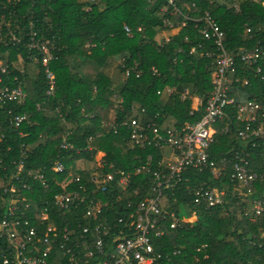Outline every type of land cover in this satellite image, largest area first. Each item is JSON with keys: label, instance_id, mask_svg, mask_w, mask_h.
<instances>
[{"label": "trees", "instance_id": "16d2710c", "mask_svg": "<svg viewBox=\"0 0 264 264\" xmlns=\"http://www.w3.org/2000/svg\"><path fill=\"white\" fill-rule=\"evenodd\" d=\"M233 1L238 2V12L227 7ZM184 2L194 3L201 14L204 11L211 14L224 33L228 52L251 49L257 44L264 49V5L252 0ZM165 6V0H0V59L5 53L9 62L22 57L21 79L27 93L25 103L17 109L9 104L0 105V205L1 191L13 183L16 164L23 154L25 173L43 171L50 185L43 190L33 184L32 192L23 193L32 203L48 201L51 218L57 216L51 204L53 194L58 191L54 179L60 181L65 176L51 171L57 161L67 170L76 161L93 165V172L77 171L74 175L86 186L90 198L104 206L103 215L114 224L113 231L117 227L116 213L124 215L128 202L138 203L146 195L150 183L147 174L132 176L122 194L105 183V178L112 169L132 174L146 165L148 156L152 157L150 168L157 170L160 153L155 149L131 151L123 136L114 135L102 124L125 116L141 123L155 122L163 128L192 124L200 119L213 89V68L201 55L211 43L199 33L201 23L172 18L162 12ZM182 10L185 15V9ZM166 18L170 19L169 27L163 25ZM182 22L186 23L184 27ZM31 25L40 39L48 42L54 56L49 64L55 76L53 97L45 94L48 85L43 68L28 57ZM124 26L130 28L131 37L124 32ZM246 29L250 33L246 34ZM11 35L15 36L14 41ZM193 48L195 51L191 53ZM112 58L123 59L133 72L118 90L113 89L112 81L103 73ZM152 69L157 76L152 75ZM11 71L16 74L13 68ZM136 73L140 77L136 78ZM238 76L247 79L248 86L233 83L231 93H240L245 101L256 98L264 103V84L254 77L252 70L245 69ZM167 87L174 92L162 105L158 93ZM185 90L188 96L182 100ZM194 98L201 102L197 111H192ZM234 102L226 108V117L214 125V140L209 149L210 159L223 168L222 175L214 180L208 171L199 173L190 169L181 174L173 191L165 193L168 212L179 217L180 209L186 207L190 214H195V220L176 229L169 228L170 220L159 224L164 234L153 240L156 256L153 264H264V212L258 217L248 214L252 200L264 201V183L254 187L255 194L248 203L245 193L234 189L229 180L237 155L244 157L253 171L264 173V152L238 138L242 125L236 120L235 105L240 102L237 98ZM8 110L25 113L27 121L15 129ZM156 114L163 118H155ZM64 131L71 133L69 142L79 153L60 149ZM98 152L104 155L101 168L95 163ZM203 184L225 190L221 205L210 209L194 205L193 190ZM137 189L140 194L135 196L133 192ZM82 211L70 215L72 234L76 224L73 218L84 223ZM118 227L120 230L121 225ZM78 244L82 249V244ZM5 245L0 240V248ZM60 250L56 246L50 259L55 264H66ZM88 264L94 263L89 260Z\"/></svg>", "mask_w": 264, "mask_h": 264}, {"label": "built area", "instance_id": "2783aa9c", "mask_svg": "<svg viewBox=\"0 0 264 264\" xmlns=\"http://www.w3.org/2000/svg\"><path fill=\"white\" fill-rule=\"evenodd\" d=\"M165 1L166 6L162 12L168 13L172 18L180 17L183 21L201 23L199 33L202 39L211 43V47L203 48L201 55L209 60V65L213 68L211 75L213 89L200 119L177 128H163L155 122L141 123L127 116L118 121L102 124L114 135L123 136L129 150L155 149L161 157L158 162L159 168L153 171L150 168L151 156L147 157L146 165L136 169L132 174L114 171L110 167L112 173L106 176L105 183L118 194L127 190L132 176L147 174L150 182L146 195L138 203L128 202L125 205L124 215L116 213L115 231H113L114 224H110L109 219L103 215L104 206L90 198L86 186H82L81 179L74 175L77 171H85L84 169L71 170L70 167L67 170L59 161L51 166L53 173L60 176L65 174L62 180L54 179L53 183L58 190L51 199L52 207L57 213L55 218L50 217L46 205L48 201L32 203L23 191L32 192L33 184L41 186L43 190H48L50 185L43 171L25 173L23 154L16 164L13 183L5 186L1 191L0 240H4L6 245L3 249L0 248V264H52L54 261L50 257L56 246L60 247L66 264H88L89 260L94 264H153L156 258L153 240L164 234L159 224L170 220L169 228L176 229L187 222L179 220L174 212L165 209V193L173 191L181 180V174L190 169L199 173L208 171L212 179H220L223 168H218L209 155L214 140V125L226 117V108L235 104L231 95L232 84L240 83L241 86H248V80L240 79L239 72L251 69L254 77L264 84V49L257 44L251 49L228 52L224 45V33L208 11L201 14L194 3L187 4L184 0ZM252 2L264 5L263 0H252ZM180 6L185 9V15ZM227 7L234 12L239 11L237 1L228 3ZM84 10L90 11L89 8ZM191 15L196 16L193 18ZM163 25L169 27L170 19H164ZM181 25L184 27L186 23L182 22ZM123 29L126 35L131 37L130 28L124 26ZM245 33H250V29H246ZM11 37L14 41L15 36L11 35ZM29 37L27 47L29 60L40 64L43 68L48 85L45 94L47 97H53L55 76L49 66L54 59L52 50L45 39H40L32 25ZM194 51V48L191 49V53ZM1 57L3 60L0 59V105L9 104L12 109H17L27 99L24 82L21 79L24 74L23 59L18 56L15 62H9L6 53ZM12 68L16 74L12 73ZM118 69L123 72L121 74L125 80L133 73L125 66L123 59L119 61ZM152 75H158L155 69H152ZM135 77H140V73H136ZM173 92L174 89L167 87L163 92L158 93L161 100H164V105ZM187 96L188 90H185L181 94V99L185 100ZM194 100L196 103L192 101V111H197L201 102L197 98ZM134 110L135 108H132L131 111ZM235 111L236 120L242 125L237 133L240 141L249 142L253 148H261L264 152V103L256 98L248 99L236 104ZM141 113L145 111L141 110ZM7 115L15 129L28 119L25 113L15 114L11 110L7 111ZM159 117L163 118L162 115H155V118ZM70 136V132H63L60 149L77 154L79 150H75L70 144ZM101 155L100 159L95 158L99 168L104 165V155L103 153ZM78 162L81 161H76V166ZM229 180L234 189L244 192L247 198H251L255 194L254 187L264 183V173L253 171L244 157L237 155L231 167ZM133 194L138 196L139 189ZM224 197L223 188L209 187L206 184L193 190V202L196 207L213 208L221 205ZM39 205L43 206L37 208ZM250 206V210L248 209L250 216L258 217L264 212V201L261 199L252 200ZM81 209L84 223L73 218L76 224L75 232L72 234L69 228L72 219L70 215ZM118 225H121L120 230ZM59 227H61L60 232ZM78 243L82 244V249H79Z\"/></svg>", "mask_w": 264, "mask_h": 264}, {"label": "crops", "instance_id": "0c3cea01", "mask_svg": "<svg viewBox=\"0 0 264 264\" xmlns=\"http://www.w3.org/2000/svg\"><path fill=\"white\" fill-rule=\"evenodd\" d=\"M119 61H120L119 58H112L108 61L107 65L103 68V73L112 81L114 90H118L124 82V78L118 69ZM239 94L240 93L232 94V97L234 98V100H236L237 98L240 103L244 102L245 100Z\"/></svg>", "mask_w": 264, "mask_h": 264}, {"label": "rangeland", "instance_id": "374dc122", "mask_svg": "<svg viewBox=\"0 0 264 264\" xmlns=\"http://www.w3.org/2000/svg\"><path fill=\"white\" fill-rule=\"evenodd\" d=\"M193 102L194 103H196V101L193 99ZM161 104L162 105H164V100H161ZM102 152L100 153L99 152V154H97L96 156H95V158L98 160V159H100L101 157H102ZM84 169L85 171H91V172H93L94 171V167H93V165L91 166V165H88V164H86V163H84V162H78L77 163V166H76V163L73 165V167H72V169L71 170H75V169ZM250 198H247V201H248V203H249V200ZM250 208H251V206L249 205V210H250ZM179 220H182V221H187V222H185V223H188V224H190V223H192V222H194V220H195V214H190V211H189V209L188 208H181L180 209V215H179Z\"/></svg>", "mask_w": 264, "mask_h": 264}]
</instances>
